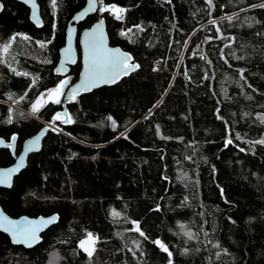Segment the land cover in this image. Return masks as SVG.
I'll use <instances>...</instances> for the list:
<instances>
[{"label": "trees", "instance_id": "16d2710c", "mask_svg": "<svg viewBox=\"0 0 264 264\" xmlns=\"http://www.w3.org/2000/svg\"><path fill=\"white\" fill-rule=\"evenodd\" d=\"M1 1L0 137L17 136L19 153L47 124L59 130L0 187V204L59 221L32 248L0 231V264H264V0H99L111 44L139 67L75 95L70 123L53 121L64 103L32 106L63 79L60 49L86 0H39L42 27L25 4ZM110 3L123 19L101 11ZM14 161L0 149V166Z\"/></svg>", "mask_w": 264, "mask_h": 264}, {"label": "water", "instance_id": "95a60500", "mask_svg": "<svg viewBox=\"0 0 264 264\" xmlns=\"http://www.w3.org/2000/svg\"><path fill=\"white\" fill-rule=\"evenodd\" d=\"M18 1L25 4L29 8L30 20L37 27H42L44 23L41 16V6L39 0H34L36 5L35 17L33 16V7H32L33 0H27V2L26 0H18ZM0 4H2L4 7V4L1 0H0ZM99 7H100L99 0H86L85 5L72 16L71 20L68 23L66 29V41L63 47H61L60 49L59 61L55 68V72L61 75L64 78L63 81H65V85L62 92H64L66 86L70 84L67 91H65V95L63 99L64 110L60 112V114L62 115H64V113H67L68 116V111L65 104L67 102H70L75 95L84 92H90L92 90L98 89L103 86H113L116 83H118L124 76L129 75L138 69V67L134 69H129L127 71V74L121 72L118 78H116L114 82H101L97 80L94 84H90L87 88L84 87L87 69L89 67L90 57L93 51V42L99 39L101 33L103 36L104 44L107 49L119 50L120 53L128 54L131 57L128 63L130 65L131 64L139 65L137 62L133 61V56L130 54V52L125 51L120 46L111 44L106 21L104 18H99L97 16ZM2 10L3 8L0 9V13L2 12ZM89 16H95L96 17L95 21L92 23V25L85 27L80 31L78 28V24L85 21ZM101 21H103V24L100 26L99 29H97V25H99ZM78 45L80 47V51L78 49ZM79 61H81V70L79 76L74 82H71L68 79V75L70 74L71 67L77 65ZM112 70L113 69L111 67L105 69V71L108 73H111ZM74 91H75V95H73ZM66 118L67 117L65 116V119ZM49 129H50L49 126H44L36 134L25 139L19 154H16L17 136H15V139H13L11 142H8L3 137H0V141H2V143H0V149L10 148L12 154L15 157L14 158L15 161L13 164L8 166H0V174H3L9 169L17 167V165L20 164V157L21 156L24 157L22 166L19 167L18 171L11 174L9 183L0 184V187L10 188L13 186L15 177L19 175V173L27 166L30 154L38 152L42 148L43 140L47 135ZM37 137H39L38 142L33 144L32 141H34ZM3 217H7L9 221H14L17 223L15 227L5 223L3 227H0V231L5 233L9 237L13 244L22 245L26 248H32L38 245L42 241V235L51 226L55 225L59 221L58 213H53L50 215H39V216H29L24 214L18 217H14L11 216L9 213H7L3 208V206L0 204V223H3L2 220ZM53 217H55V220L52 223H47V224L41 223V221H47ZM33 221L36 222L34 225L29 223ZM5 227H7L9 230L5 231ZM30 227H35L37 229L36 231L37 239L34 242H31L30 244L24 242H17L20 238L14 236L13 234L14 231H16L19 228H30Z\"/></svg>", "mask_w": 264, "mask_h": 264}, {"label": "snow or ice", "instance_id": "6c2138e0", "mask_svg": "<svg viewBox=\"0 0 264 264\" xmlns=\"http://www.w3.org/2000/svg\"><path fill=\"white\" fill-rule=\"evenodd\" d=\"M27 2V0H26ZM209 3H211V0H209ZM262 7H264V5H261ZM32 7H33V16H36V12H35V2L33 0L32 2ZM3 8V5L0 4V9ZM105 10H109L111 12H113L116 15L117 19H121V13L125 12L126 10L123 8H119L116 7L115 5L110 6L108 9H104L102 8L101 11H105ZM228 19H231V17H229ZM214 23V21H213ZM103 24V21L100 22L99 25H97V29L100 28V26ZM138 27V26H137ZM129 32H131V29H129ZM122 35H126V33H122ZM15 36L12 37L13 40H15ZM28 37H24V39H27ZM9 44H5L3 47V51L6 53L9 50ZM131 59V57L128 54L125 53H120L119 50H109L106 48L104 41H103V36L102 33L99 37L98 40L93 42V51L90 57V64L89 67L87 69V74H86V80H85V84L84 87L87 88L90 84H94L97 80L101 81V82H114L116 78H118V76L120 75L121 72H123L124 74H127V71L129 69H134L136 67H139V65H134V64H129L128 61ZM111 67L113 70L111 71V73H108L105 71V69ZM17 75H28L27 73H17ZM107 78V80H106ZM33 83H35V81H33ZM65 85V81H61L60 84L54 88L51 89L49 91V98L53 100L54 103H61L60 100V96L62 95V90L64 88ZM73 95H75V91L73 92ZM11 98V97H9ZM21 99H23V97H21ZM40 105V102L37 101L36 104H33V111H37L38 107ZM64 116H66L67 118L63 120L64 123H70L71 121V117L67 116V113H64ZM62 119V115L60 113H57L55 117H53V121L55 120H60ZM109 120L112 121V126L113 128L116 127V122L114 120H112L111 117H108ZM262 119H264V117H262ZM9 122H11V120H9ZM123 135V134H122ZM13 139H15V137H13ZM39 140V137H37L34 141H32L33 144L37 143ZM0 143H2V141H0ZM228 143H232L231 140L228 141ZM257 143L260 144H264V140H260L257 141ZM23 160L24 157L21 156L20 157V164L17 165V167L12 168L7 170L6 172H4L3 174H0V184H7L10 181L11 178V174L18 171L19 167L22 166L23 164ZM3 223H0V227H3L4 224H9L12 225L13 227H15L17 222L14 221H9L7 219V217H3L2 218ZM55 220V217L47 220V221H41V223H52ZM30 224L34 225L36 222H29ZM136 223V222H134ZM9 229L7 227H5V231H8ZM136 231L140 232L141 236H144L145 234L140 231L139 225L137 224V227L135 229ZM36 231L37 229L35 227H30V228H19L16 231H14V236L19 237L20 239L17 242H24V243H28L30 244L31 242H34L37 239L36 236ZM189 237L191 238V233H188ZM147 238V237H145ZM98 238L94 237V235L92 233H88L87 234V239L86 240H82L80 242V247L88 253L89 257L92 256L93 252L95 251V243L96 240ZM155 244L159 245L160 248L165 251L168 252L169 257H171L172 253L169 252L168 247L161 242L160 240H156L154 241ZM88 245H91V247H89ZM187 251V250H185ZM169 264H172L171 260H169Z\"/></svg>", "mask_w": 264, "mask_h": 264}, {"label": "rangeland", "instance_id": "374dc122", "mask_svg": "<svg viewBox=\"0 0 264 264\" xmlns=\"http://www.w3.org/2000/svg\"><path fill=\"white\" fill-rule=\"evenodd\" d=\"M108 8H109V6H106V7H105V9H108ZM110 12H111V11H110ZM48 94H49V93H48ZM48 94L45 95V96H40V97L37 99V101L40 102L39 107L43 106V105L46 103V101H47V99H48V96H49ZM63 96H64V94L62 93V95L60 96V99H62ZM37 101H35L34 104H36ZM49 101H53V100H49ZM39 107H38V108H39ZM47 125L51 126L52 128L54 127L55 130H59V128H57L56 126H54V125H52V124H47Z\"/></svg>", "mask_w": 264, "mask_h": 264}, {"label": "built area", "instance_id": "2783aa9c", "mask_svg": "<svg viewBox=\"0 0 264 264\" xmlns=\"http://www.w3.org/2000/svg\"><path fill=\"white\" fill-rule=\"evenodd\" d=\"M112 5H115L116 7H119V8H123V9H125L124 6H122V5H120V4H116V3L109 4L108 6L110 7V6H112ZM111 13L116 17V15H115L113 12H111ZM121 16H122L121 19H123L124 16H125V12L121 13ZM155 66L157 67L158 70L161 69V67H162V66H161V61L156 62V63H155Z\"/></svg>", "mask_w": 264, "mask_h": 264}, {"label": "flooded vegetation", "instance_id": "af4514ba", "mask_svg": "<svg viewBox=\"0 0 264 264\" xmlns=\"http://www.w3.org/2000/svg\"><path fill=\"white\" fill-rule=\"evenodd\" d=\"M68 79L71 81V82H73L72 81V79L69 77V75H68ZM69 85L70 84H68L67 86H66V88H65V91H67V89H68V87H69ZM63 99H64V96H63V98L61 99V103H63ZM63 105V104H62ZM64 106V105H63ZM61 112V111H60ZM59 112V113H60ZM62 115V114H61ZM62 116H64V115H62ZM15 137V136H14ZM5 139V138H4ZM13 140V137L11 138V139H9V140H7L8 142H11ZM17 141H18V139H17ZM17 141H16V154H19V153H17ZM5 149H9L10 150V148H5ZM10 152H11V150H10ZM12 153V152H11ZM13 155V154H12ZM13 157H14V155H13ZM15 158V157H14ZM14 163V162H13Z\"/></svg>", "mask_w": 264, "mask_h": 264}, {"label": "bare ground", "instance_id": "6f19581e", "mask_svg": "<svg viewBox=\"0 0 264 264\" xmlns=\"http://www.w3.org/2000/svg\"><path fill=\"white\" fill-rule=\"evenodd\" d=\"M48 99H49V100H52V99L49 98V96H48Z\"/></svg>", "mask_w": 264, "mask_h": 264}]
</instances>
